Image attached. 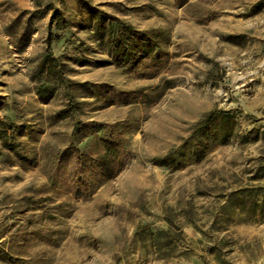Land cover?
<instances>
[{
    "label": "rangeland",
    "instance_id": "1",
    "mask_svg": "<svg viewBox=\"0 0 264 264\" xmlns=\"http://www.w3.org/2000/svg\"><path fill=\"white\" fill-rule=\"evenodd\" d=\"M99 17L151 41L137 63H116ZM212 110L236 115L238 136L162 166ZM93 122L115 126L132 160L77 197L76 152L60 156L105 152L75 136ZM0 130V264H264V220L227 206L264 185L250 181L264 157V0H0Z\"/></svg>",
    "mask_w": 264,
    "mask_h": 264
},
{
    "label": "trees",
    "instance_id": "2",
    "mask_svg": "<svg viewBox=\"0 0 264 264\" xmlns=\"http://www.w3.org/2000/svg\"><path fill=\"white\" fill-rule=\"evenodd\" d=\"M95 33L99 41L107 40L110 43L113 51L112 55L120 66L137 63L138 57H142L140 53L143 47L151 45V41L146 36H142L130 25L111 23L106 26L102 17L98 18L95 25ZM46 65L47 61L41 64L43 72ZM51 68L50 66L48 70L52 71ZM42 91L44 93L49 92L52 95L54 88H47ZM58 116L59 119H64L69 117L70 114L68 110H64ZM81 125L80 123L75 125V136L81 135L80 139L93 136L102 143L105 152L101 156L92 159L87 154L81 153L80 149L71 147L64 150L60 157L63 159L68 157L70 151L76 152V162L73 171L77 180L73 184V189L75 188L74 194L77 197H90L104 183L114 179L126 168L127 164L132 160V154L120 142L116 129H114L115 126L94 122ZM237 128V116L231 111L212 110L206 113L193 126L189 136L184 139L176 153L173 152L161 160V165L165 167L175 165L184 156L183 149L191 142L200 143L206 140H213L221 145H228L238 136ZM0 139L7 147H12L11 144H8L6 131L0 130ZM242 139L246 140L247 138L243 136ZM251 173H253L252 178H250L251 182L264 181V157L260 159L256 169L252 170ZM227 206L247 214L250 219L258 217L264 220V185L252 184L234 190L227 199ZM169 223L172 226L174 225L172 220ZM226 244V238L222 239L211 249V255L221 261V253Z\"/></svg>",
    "mask_w": 264,
    "mask_h": 264
}]
</instances>
